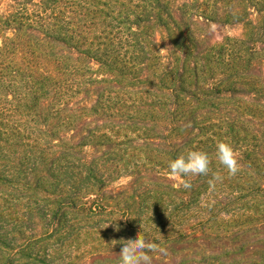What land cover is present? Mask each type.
<instances>
[{"label": "trees", "instance_id": "trees-1", "mask_svg": "<svg viewBox=\"0 0 264 264\" xmlns=\"http://www.w3.org/2000/svg\"><path fill=\"white\" fill-rule=\"evenodd\" d=\"M190 150L208 175L171 179ZM141 225L177 264H264V0L0 3V264L119 261Z\"/></svg>", "mask_w": 264, "mask_h": 264}, {"label": "clouds", "instance_id": "clouds-1", "mask_svg": "<svg viewBox=\"0 0 264 264\" xmlns=\"http://www.w3.org/2000/svg\"><path fill=\"white\" fill-rule=\"evenodd\" d=\"M216 155L219 163L224 166L229 175L235 176L240 171L237 153L229 143L218 142ZM210 163L207 153L197 150L187 151L186 154L178 155L169 163L170 178L177 180L181 177L206 176L210 171ZM218 180H220V176L214 173L209 185L215 187ZM180 182L184 188L191 187L187 179ZM141 228L142 231L137 234L136 238L121 239L119 241L121 245L118 253L119 264H152L150 253L157 251L158 245L153 240L145 238L142 225ZM116 231H119L118 225Z\"/></svg>", "mask_w": 264, "mask_h": 264}, {"label": "rangeland", "instance_id": "rangeland-1", "mask_svg": "<svg viewBox=\"0 0 264 264\" xmlns=\"http://www.w3.org/2000/svg\"><path fill=\"white\" fill-rule=\"evenodd\" d=\"M0 3L2 4V9H6L7 6L10 4V0H0ZM214 30H215V38L217 40H221L223 36L240 37L244 33V27L241 24H236L233 26H226L223 29H219L217 26H215ZM235 152L237 153V156H239V153L237 151ZM132 180L133 178L131 176H124L119 181L113 182L110 186L111 188L110 190H120L124 186H127L129 183H131ZM221 201L223 204L229 202V200L226 197H223ZM222 216L230 217L231 215L226 212V214L224 213L222 214ZM195 221L196 220H194L193 223H195ZM240 231L237 230V232H240ZM188 252L189 250H184L182 252L173 253V255L169 254L167 255L166 259L160 256V254L162 253L161 251L152 252L150 253V255L152 257V264H177L180 261L181 256ZM91 262H92L91 257H87L85 260H83L79 264H91ZM95 264H119V261H110V260L105 261V262L98 261Z\"/></svg>", "mask_w": 264, "mask_h": 264}]
</instances>
